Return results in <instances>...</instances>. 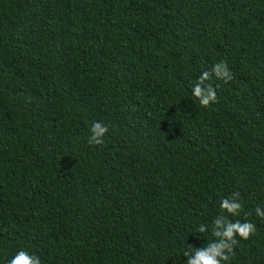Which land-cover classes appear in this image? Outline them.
<instances>
[{
  "label": "trees",
  "instance_id": "obj_1",
  "mask_svg": "<svg viewBox=\"0 0 264 264\" xmlns=\"http://www.w3.org/2000/svg\"><path fill=\"white\" fill-rule=\"evenodd\" d=\"M237 191L264 264V0H0V264H186Z\"/></svg>",
  "mask_w": 264,
  "mask_h": 264
},
{
  "label": "clouds",
  "instance_id": "obj_2",
  "mask_svg": "<svg viewBox=\"0 0 264 264\" xmlns=\"http://www.w3.org/2000/svg\"><path fill=\"white\" fill-rule=\"evenodd\" d=\"M213 76L224 83H228L234 78L227 61L214 64L211 71H203L192 86V96L204 108L218 102L216 90L218 85L214 87L210 83ZM109 131L110 128L107 124L94 121L89 128L87 143L97 146L104 145L105 137ZM219 207L222 214L213 219L211 227V235L214 239L200 248L188 244L182 252L183 256L187 257L186 264H231L235 255V247L239 241L249 240L256 234L257 228L254 223L247 219L241 221L229 218L240 216L243 209L239 191L232 193L230 197L222 198ZM254 213L258 218L264 219V208L258 206L254 209ZM197 231L205 233L208 231V227L201 224ZM8 264H41V260L39 256L21 249L8 261Z\"/></svg>",
  "mask_w": 264,
  "mask_h": 264
}]
</instances>
